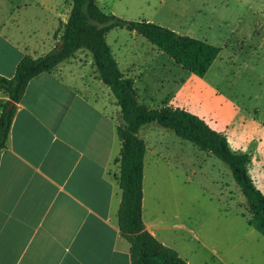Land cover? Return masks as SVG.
Returning <instances> with one entry per match:
<instances>
[{
    "label": "rangeland",
    "instance_id": "obj_1",
    "mask_svg": "<svg viewBox=\"0 0 264 264\" xmlns=\"http://www.w3.org/2000/svg\"><path fill=\"white\" fill-rule=\"evenodd\" d=\"M17 1L11 0L10 5ZM36 1L38 5L24 9L26 13L36 10L44 22L54 21L52 15L58 24L65 21L70 0ZM95 2L105 13L147 20L219 48L200 77L133 31L112 28L105 34L119 70L132 80L138 101L151 108L169 103L217 132L225 131L232 150L249 152L247 174L264 195V0ZM55 39L56 43L58 35ZM77 56L92 61L83 48ZM88 64L78 73L90 74ZM98 80L95 91L100 103L115 102ZM110 105L107 102L119 119L118 105ZM138 134L147 148L141 216L153 226L157 239L189 264H264V237L247 225L246 202L228 168L154 123L144 125Z\"/></svg>",
    "mask_w": 264,
    "mask_h": 264
},
{
    "label": "crops",
    "instance_id": "obj_2",
    "mask_svg": "<svg viewBox=\"0 0 264 264\" xmlns=\"http://www.w3.org/2000/svg\"><path fill=\"white\" fill-rule=\"evenodd\" d=\"M10 4L0 0V76L7 78L22 55L35 57L56 44L58 25L53 15L44 22L40 12L26 13L36 0ZM80 49L29 79L16 104L0 151V264H129L128 243L116 225L120 113L116 120L107 102L117 104L100 103L97 71L77 56ZM84 64L88 75L78 73ZM5 100L0 91V109Z\"/></svg>",
    "mask_w": 264,
    "mask_h": 264
},
{
    "label": "trees",
    "instance_id": "obj_3",
    "mask_svg": "<svg viewBox=\"0 0 264 264\" xmlns=\"http://www.w3.org/2000/svg\"><path fill=\"white\" fill-rule=\"evenodd\" d=\"M112 28H124L144 37L172 61L190 73L203 76L219 48L204 40L178 34L147 20H124L103 12L95 0H70L68 15L53 32L56 44L45 53L20 57L10 77L0 76V91L6 100L0 109V151L5 148L9 126L25 86L33 76L50 71L57 63L83 48L92 58L98 78L105 84L119 107L121 125L115 126L119 142L117 175L120 200L116 210L119 234L128 243L129 264H188L177 252L149 233L141 219L142 162L144 141L137 136L149 123L168 129L200 150L219 159L229 170L247 204V223L264 237V195L253 185L246 171L247 153L230 150L222 133L211 129L202 119L185 109L163 105L147 107L140 103L132 80L119 70L105 34ZM61 44L60 47L58 45ZM12 102L10 108L8 102Z\"/></svg>",
    "mask_w": 264,
    "mask_h": 264
},
{
    "label": "water",
    "instance_id": "obj_4",
    "mask_svg": "<svg viewBox=\"0 0 264 264\" xmlns=\"http://www.w3.org/2000/svg\"><path fill=\"white\" fill-rule=\"evenodd\" d=\"M60 46H61V44H59V46H58V47H60ZM11 105H12V102H10V101H9V102H8V104H7V107H8V108H10V107H11Z\"/></svg>",
    "mask_w": 264,
    "mask_h": 264
}]
</instances>
